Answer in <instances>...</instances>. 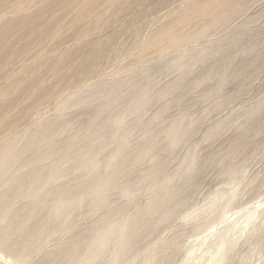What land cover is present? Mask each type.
Instances as JSON below:
<instances>
[{
  "label": "rangeland",
  "instance_id": "obj_1",
  "mask_svg": "<svg viewBox=\"0 0 264 264\" xmlns=\"http://www.w3.org/2000/svg\"><path fill=\"white\" fill-rule=\"evenodd\" d=\"M234 6L245 8L226 21L216 23ZM260 14L261 18L257 19ZM249 21L248 37L259 39L264 36V0H0V153L11 144L15 148L23 147L28 140L24 132L35 127L40 119L57 115V101L69 89L81 91L79 89L87 81L109 78L104 82L136 80L155 67L150 73L159 90L168 79L178 75L176 70L169 76L162 74L158 67L160 64L174 63L180 55L187 56L201 47L214 44L231 34L241 22ZM208 27L210 30L205 33ZM236 63L238 70L245 69L234 73L218 96L205 100L203 93L212 86V82H207L187 94L186 102H191L192 106L181 104L168 113V123L178 116L187 115L185 123L197 129L191 138L178 145H172L169 139H165L135 169L136 172L134 170L129 175L136 182L141 173L152 165L153 159L170 156L166 177L173 178L179 163L191 151H196L210 164L198 181H183L186 182L183 190L190 192L189 201L166 220H160L153 235L148 236L139 250L132 252L129 260L139 257L143 264L157 245L165 247L174 235L181 234V242L191 236V230L185 231L178 222L179 216L194 207L218 183L220 163L225 158L245 160L252 167L253 174L264 173V42L238 56ZM222 97L228 101L224 106H217ZM162 102V99L154 100L148 107V114L157 113ZM257 107H261L257 114L244 117L241 124L237 122L238 117ZM83 110L75 111L86 113ZM81 122L78 117L73 120L76 127ZM213 128H218V134L211 142L205 140ZM15 137L18 139L13 141ZM142 138L140 133L133 135L130 147L136 146ZM231 150L240 153L232 155ZM105 157L107 155L100 158L105 161ZM89 178L88 171L77 172L54 186L51 196L58 195L61 184L70 188ZM120 182L114 181L112 185ZM163 183L164 178L159 177L150 181L146 189H138L135 193L140 194L138 203L127 207L124 215L135 217L140 207L147 204L149 196L158 194ZM259 187L257 185L254 191ZM85 210V207H78L57 235L46 241L45 247L51 249L59 242H66L74 223L81 221L85 227L98 218L99 215H95L94 218L79 220L77 215ZM158 214L155 217L158 218ZM70 240L73 242L75 239ZM39 245L41 241L36 240L34 246ZM248 252L249 248L243 247L240 254ZM0 257L11 260L2 251ZM168 258L165 264H176L177 248Z\"/></svg>",
  "mask_w": 264,
  "mask_h": 264
},
{
  "label": "bare ground",
  "instance_id": "obj_2",
  "mask_svg": "<svg viewBox=\"0 0 264 264\" xmlns=\"http://www.w3.org/2000/svg\"><path fill=\"white\" fill-rule=\"evenodd\" d=\"M244 8L232 7L216 23L226 21ZM261 16L262 14L257 19ZM208 30L210 27L204 32ZM249 31L250 21L241 22L231 34L218 42L201 47L187 56L180 55L174 63L160 64L158 67L162 74L169 76L176 70L178 75L168 79L159 90L150 73L155 67L136 80L121 79L111 83L104 82L107 79L87 81L79 89L81 91L69 89L57 101V115L40 119L35 127L24 132L28 140L23 147L15 148L11 144L4 148V152L0 153V212L8 207L13 212L8 224L0 227V239L4 227L10 228L12 232L20 229L25 222H29V227L7 246H0V251L11 257L10 261L0 257V264H15L23 247L34 248L36 240L41 241V245L37 246L40 249L37 264H122V261L129 260L132 252L139 250L142 243L155 231L160 220H166L189 201L190 192L183 190L186 183L183 181H198L210 164L205 158L201 159L196 151H191L179 163L175 176L170 178L166 177L170 156L156 159V154L152 165L141 173L136 182L129 175L165 139H169L172 145H178L186 143L197 131L195 126L185 123L187 115L178 116L175 121L168 123V113L181 104L192 106L191 102H186L187 94L197 87L205 86L207 82H212V86L203 93V97L205 100L213 99L221 93L234 73L245 69H237L238 56L247 54L264 42V36L259 39L249 38ZM222 98L217 106H224L228 101V98ZM157 99L164 101L162 108L149 115L148 107ZM79 109H85L83 111L86 113L75 111ZM260 110L261 107L251 109L245 116L238 117L237 122L241 124L244 117L257 114ZM76 117L82 120L77 127L73 123ZM217 130L218 128L210 130L205 140L211 142L218 134ZM138 133L143 135L142 140L130 147L133 135ZM17 139L15 137L13 141ZM239 153L231 150L232 155ZM103 155H107L105 161L100 158ZM80 171H88L89 180L76 183L70 188L61 184L58 195L51 196L54 186ZM159 177L164 178V183L158 194L149 196L147 204L140 207L135 217H126V208L138 203L140 194H135L136 191L146 189L150 181ZM114 181L121 182L114 186ZM145 197L147 198L146 195ZM78 207L86 209L84 213L77 215L79 220L99 216L85 227L81 225V221L70 224L72 230L68 240L57 245L53 243L55 246L47 249L44 245L46 241L57 235ZM161 210L162 213L158 214ZM156 214L159 215L158 218L155 217ZM179 235L168 240L165 247L157 245L147 260L155 257V264H165L168 257L176 252V243L181 237ZM70 239L75 240L71 242ZM243 247L242 245L238 253L241 257L248 254H240ZM157 250L158 253L155 252Z\"/></svg>",
  "mask_w": 264,
  "mask_h": 264
},
{
  "label": "clouds",
  "instance_id": "obj_3",
  "mask_svg": "<svg viewBox=\"0 0 264 264\" xmlns=\"http://www.w3.org/2000/svg\"><path fill=\"white\" fill-rule=\"evenodd\" d=\"M220 166L218 183L179 216L183 229L192 234L177 241L176 264H264V173L253 174L241 159L225 158ZM12 212L11 207L0 212V227L8 224ZM28 227L29 222L16 232L4 227L0 246H7ZM242 245L249 248L244 257L238 255ZM39 255L38 247H23L15 264H37ZM155 262L152 257L143 264ZM122 264L141 262L136 257Z\"/></svg>",
  "mask_w": 264,
  "mask_h": 264
}]
</instances>
